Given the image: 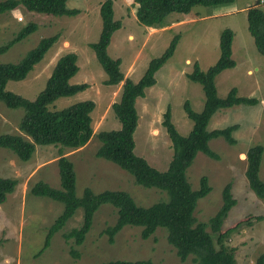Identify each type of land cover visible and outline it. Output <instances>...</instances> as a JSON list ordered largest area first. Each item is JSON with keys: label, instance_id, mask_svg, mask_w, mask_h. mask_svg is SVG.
I'll return each instance as SVG.
<instances>
[{"label": "rangeland", "instance_id": "obj_1", "mask_svg": "<svg viewBox=\"0 0 264 264\" xmlns=\"http://www.w3.org/2000/svg\"><path fill=\"white\" fill-rule=\"evenodd\" d=\"M104 1L67 0V8L78 10L73 17L45 16L22 8L0 15V46L28 23L38 26L33 34L1 54L0 63H15L41 38L58 35L57 42L27 78L9 82L6 89L33 100L44 88L58 58L75 53L79 70L70 82L86 83L89 87L56 100L50 108L59 110L81 101H93L95 108L91 117L95 135L120 128L111 106L120 99L122 83L116 86L103 84L106 74L89 47L98 40L101 31L99 9ZM257 1L264 10V2L260 0H236L228 6H195L188 15L170 13L159 25L147 27L137 22L133 0H112L114 19L121 22V28L113 33L107 48L111 58L120 59L125 78L137 82L149 62L165 51L175 35L179 36L173 55L155 73V85L147 88L144 98L135 102L138 124L133 135L134 152L163 172L173 155L171 142L162 126L163 114L169 108L178 133L187 136L193 123L186 116L183 104L188 101L194 112H200L204 93L202 87L186 75L192 71L194 63L202 71L214 65L220 54V33L224 29L233 32L231 56L235 66L216 76L217 95L224 98L234 88L237 96L255 98L259 103L218 110L209 120L207 130L237 125L232 133L236 144L229 145L223 138L211 140L209 147L218 155L217 159L198 153L186 176L194 190L199 188L202 176L207 177L211 188L207 196L197 201L194 212L197 223L207 222L217 212L222 204V190L226 184H231L236 204L225 218L222 231L242 223L227 239V244L235 249L237 264H255L256 258L264 252V200L253 193L245 177L246 151L256 144L264 147V56L257 51L247 28V9ZM23 114V109H9L0 102V135L26 137L18 129ZM95 135L77 150L36 145L32 158L26 162L0 148V177L18 180L14 191L0 205V264H102L109 260L194 264L193 256L184 262L178 259L175 249L167 242L164 228H158L151 237L143 240L140 228L127 226L115 236L114 243L109 244L102 231L115 223L117 214L116 209L108 204L95 212L82 245L76 246L73 240L66 241L63 237L64 233L82 223V209L79 208L40 253L47 230L61 214L63 205L34 196L29 191L37 181L59 188L57 160L61 155L73 163L78 197L89 188L95 193L125 191L136 204L145 207L167 199L165 193L135 184L127 171L96 157L95 152L101 143ZM259 176L264 181V155ZM72 249L80 253L79 258L70 254Z\"/></svg>", "mask_w": 264, "mask_h": 264}, {"label": "trees", "instance_id": "obj_2", "mask_svg": "<svg viewBox=\"0 0 264 264\" xmlns=\"http://www.w3.org/2000/svg\"><path fill=\"white\" fill-rule=\"evenodd\" d=\"M236 0H133L136 5L135 16L137 22L147 27L159 25L170 13L188 15L195 6L220 7L228 6ZM67 0H0V15L22 8L27 12L45 16L73 17L78 10L69 9ZM101 31L98 40L89 44L95 57L106 74L105 85L116 86L122 83L121 96L111 108L115 118L120 123L117 130L93 132L91 113L95 103L85 100L59 110L50 107L60 98L70 97L86 90V83L72 84L70 80L77 74V55L67 53L58 58L44 88L33 100H28L6 89L9 82H18L27 78L34 67L42 61L47 52L57 42L58 35L44 37L35 47L30 49L15 63H0V102L9 109H23L24 114L18 129L21 135L1 134L0 148L11 151L23 162L29 161L35 146H61L69 150L84 147L95 135L101 145L95 156L112 162L127 171L135 184L144 188H154L166 194L167 199L150 206H140L125 191L105 190L99 193L85 188L82 195H76V174L73 163L64 155L57 160L59 188H53L43 181H37L30 188L29 193L49 198L63 205L60 215L49 226L44 245L40 253L46 249L51 237L60 231L66 222L82 209V223L63 234L66 241L73 240L76 246L83 244L91 229L93 216L100 206L108 204L116 209V221L106 227L102 233L107 236L109 244L114 243L115 236L125 227L141 229L143 240L151 237L158 228L167 230V242L176 251L181 262L193 256L194 264H237L235 249L227 244V239L233 228L222 231V225L229 211L236 204L228 183L222 190V204L217 212L205 223H197L194 212L197 201L208 195L211 188L208 179L202 176L199 188L192 189L187 180V169L193 163L198 153H203L212 159L218 155L209 147V142L216 138H223L229 145H235L232 133L237 125L221 129L207 130L211 117L220 109L231 108L236 105L255 106L259 102L255 98L237 96L232 88L224 98L217 95L215 78L223 70L233 68L232 59L233 32L224 29L219 37V58L206 71L200 70L197 63L187 78L199 84L204 93V103L200 112H194L188 101L183 104L186 116L193 125L187 136H181L171 121L170 109L163 114L162 126L172 145L173 155L168 167L161 172L150 166L142 157L135 154L133 135L138 124V113L135 102L143 98L145 90L155 85V73L173 55L179 36L175 35L165 51L152 59L142 77L133 82L125 78L121 72L120 59H113L108 55L107 48L115 31L121 28V22L114 19L112 0H106L100 5ZM37 24L30 22L4 45L0 46V55L6 53L15 44L23 41L37 30ZM247 28L253 38L257 51L264 56V10L259 7V1L247 9ZM245 177L249 188L259 198L264 200V181L259 174L263 161L264 147L253 145L246 153ZM17 179L0 177V205L6 201L16 185ZM210 229V232L207 231ZM74 258L80 253L74 249L70 251ZM102 264H157L150 260H109ZM264 264V252L255 261Z\"/></svg>", "mask_w": 264, "mask_h": 264}, {"label": "built area", "instance_id": "obj_3", "mask_svg": "<svg viewBox=\"0 0 264 264\" xmlns=\"http://www.w3.org/2000/svg\"><path fill=\"white\" fill-rule=\"evenodd\" d=\"M260 2H261V3H263V2H264V0H260Z\"/></svg>", "mask_w": 264, "mask_h": 264}, {"label": "crops", "instance_id": "obj_4", "mask_svg": "<svg viewBox=\"0 0 264 264\" xmlns=\"http://www.w3.org/2000/svg\"><path fill=\"white\" fill-rule=\"evenodd\" d=\"M232 5V4H231ZM186 61H188V60H186ZM144 98V97H143Z\"/></svg>", "mask_w": 264, "mask_h": 264}]
</instances>
